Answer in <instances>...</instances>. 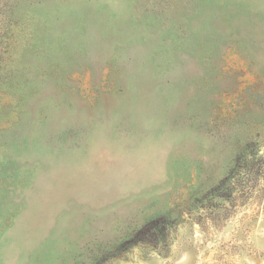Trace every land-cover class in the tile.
<instances>
[{
	"label": "rangeland",
	"instance_id": "obj_1",
	"mask_svg": "<svg viewBox=\"0 0 264 264\" xmlns=\"http://www.w3.org/2000/svg\"><path fill=\"white\" fill-rule=\"evenodd\" d=\"M0 264H264V0H0Z\"/></svg>",
	"mask_w": 264,
	"mask_h": 264
},
{
	"label": "trees",
	"instance_id": "obj_2",
	"mask_svg": "<svg viewBox=\"0 0 264 264\" xmlns=\"http://www.w3.org/2000/svg\"><path fill=\"white\" fill-rule=\"evenodd\" d=\"M151 229H153L152 227H148V229L146 230V232H144L145 234L143 235H148V237H153L154 236V233L151 231ZM150 238H148V241H151L149 240Z\"/></svg>",
	"mask_w": 264,
	"mask_h": 264
}]
</instances>
